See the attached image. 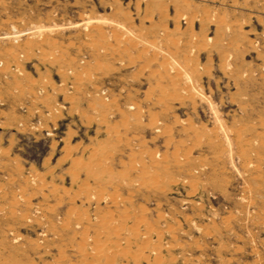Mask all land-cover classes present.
<instances>
[{"label":"rangeland","instance_id":"1","mask_svg":"<svg viewBox=\"0 0 264 264\" xmlns=\"http://www.w3.org/2000/svg\"><path fill=\"white\" fill-rule=\"evenodd\" d=\"M0 264H264V0H0Z\"/></svg>","mask_w":264,"mask_h":264},{"label":"bare ground","instance_id":"2","mask_svg":"<svg viewBox=\"0 0 264 264\" xmlns=\"http://www.w3.org/2000/svg\"><path fill=\"white\" fill-rule=\"evenodd\" d=\"M177 14H178V13H177ZM177 17H178V16H177ZM122 30H123V29H122ZM161 31H162V35H163V37H164V38H168V35H169V34H168V31H166L165 29H164V30H161ZM172 37H173V36H172ZM129 39H130V38H129ZM129 39H128V40H129ZM130 40H131V39H130ZM166 40H167V39H166ZM166 40H165V41H166ZM168 41H169V40H168ZM178 41H179V40H178ZM179 42H180V41H179ZM166 43H167V42H166ZM166 43H164V44H166ZM188 43H189V45H192L191 42H188ZM176 44H177V42H176ZM166 45H167V44H166ZM189 45H188V46H189ZM191 47H192V46H191ZM195 47H196V46H195ZM189 48H190V47H189ZM187 58H188V56H187ZM187 58H186V59H187ZM187 60H188V59H187ZM189 61H190V59H189ZM189 61H188V62H189ZM174 69H175V67L172 65V63H169V64H167V66H166V68H165V71H174V72L176 73V71H175ZM188 72H189V71H188ZM188 72H187V73H188ZM188 74H191V73H188ZM172 75H173V74H172ZM118 249H119V248H118ZM101 250H102V248H101ZM95 252H96V251H95ZM95 252H94V253H95ZM101 253H102V252H101ZM113 254H114V252H113ZM86 255H87V254H86ZM96 257H97L96 255H93V256H92V259L96 261V259H97ZM106 260H107V259H106ZM106 260H105V261H106ZM108 261H109V260H108Z\"/></svg>","mask_w":264,"mask_h":264}]
</instances>
